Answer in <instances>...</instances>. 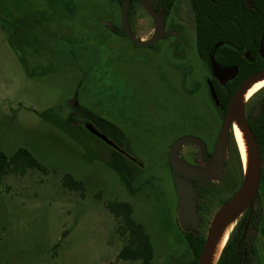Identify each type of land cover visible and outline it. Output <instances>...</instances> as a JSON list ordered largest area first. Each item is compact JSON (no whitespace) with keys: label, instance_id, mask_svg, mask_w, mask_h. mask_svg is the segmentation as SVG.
Instances as JSON below:
<instances>
[{"label":"rangeland","instance_id":"374dc122","mask_svg":"<svg viewBox=\"0 0 264 264\" xmlns=\"http://www.w3.org/2000/svg\"><path fill=\"white\" fill-rule=\"evenodd\" d=\"M156 1L148 0L154 10ZM159 15L164 38L141 48L110 29L122 25L112 0H0V150L13 157L27 149L48 170L11 174L0 185V264H142L118 261L122 242L111 202L132 204L154 247V264H172L187 250L176 185L190 179L174 175L171 151L198 129L219 135L222 119L206 82L211 72L197 55L190 1ZM128 24L145 42L157 33L141 4ZM263 109L261 92L245 111L248 117ZM74 111L84 128L92 124L124 154L77 125L72 137L41 116L62 120ZM230 134L222 179L235 191L244 167ZM112 160L137 170L130 187L109 166ZM67 174L84 184V193L64 186ZM257 253L264 264V237Z\"/></svg>","mask_w":264,"mask_h":264},{"label":"trees","instance_id":"16d2710c","mask_svg":"<svg viewBox=\"0 0 264 264\" xmlns=\"http://www.w3.org/2000/svg\"><path fill=\"white\" fill-rule=\"evenodd\" d=\"M179 0H157L155 4L156 13L160 14L162 11L168 17L172 8ZM193 12V19L196 28V51L198 57L210 67V57L216 55V46L219 41L218 36V12L219 6L222 4L224 10L230 14L237 11L239 17L237 19V36L238 39L242 38L248 40L253 45L259 42L260 36L264 29V0H248L250 6L245 0H189ZM125 0H112L115 5V10L123 12V5ZM137 4H141V0H129V21L133 15ZM130 27V26H129ZM131 28V27H130ZM112 32L118 36L125 35L121 26L112 24ZM230 29V25H229ZM231 30L226 32L223 41L225 44L234 45V37ZM231 46L229 47V49ZM214 89L218 96L220 106L216 107L219 111L223 112L225 117L229 104L240 87V83L232 82L225 86L219 85L216 81L213 82ZM79 110H83L78 107ZM85 117L91 118L99 126H104L106 123L101 121L98 117L92 115L88 111H79ZM45 113L42 117L48 119L53 125L61 129L63 132L70 136L77 133L75 125L79 126L80 130L84 133L91 135V133L84 128L83 124L77 120L78 113L76 111L62 120L56 119L53 115ZM255 114V116H254ZM254 117V118H253ZM253 119L255 121L253 122ZM249 125L254 132L260 149L264 145V110L253 111L248 115ZM116 130L121 133L116 127L111 126V130ZM122 136V133H121ZM97 138V137H96ZM102 142V141H100ZM103 143V142H102ZM107 146L105 143H103ZM108 147V146H107ZM112 150L113 154L121 155L119 152L108 147ZM109 166L120 176L124 185L130 187V179H135L133 174L137 172L136 169L128 167L126 163L118 165L117 161L112 160ZM35 170L41 173H48V170L32 155L27 149H19L13 157L7 156L0 150V185L4 179L11 174L25 175L28 171ZM138 176V172L136 173ZM136 176V177H137ZM64 186L78 193L85 192L84 184L77 181L72 175L67 174L64 177ZM107 209L116 221V231L122 242V249L118 255V261L124 262H141L142 264H154V247L150 240L149 235L145 231L142 224L138 223L134 218V208L132 204L127 202H111L107 205ZM235 232L232 233L226 247L224 248L218 264H242V252L246 250L244 241L241 246H238L239 239ZM197 255V259H198Z\"/></svg>","mask_w":264,"mask_h":264},{"label":"flooded vegetation","instance_id":"af4514ba","mask_svg":"<svg viewBox=\"0 0 264 264\" xmlns=\"http://www.w3.org/2000/svg\"><path fill=\"white\" fill-rule=\"evenodd\" d=\"M238 17L239 15L237 11H233L228 14V12L224 10V6L220 4L218 12L219 41L216 46L218 48L216 50L217 57L215 58V61L223 71L229 72L230 75L224 76L222 80L218 79L214 76L210 64V67L208 68L211 72V77L206 78L208 86L210 83L213 85L214 81H216L221 86H225L232 82L240 83L241 86L248 80L255 77L261 80L264 79V29L258 43L255 42L252 45L244 38L239 40L237 31H235ZM229 30L234 32L232 33L234 37V45H230V49L229 44L226 45L223 41L226 32ZM231 75L235 76L231 78ZM223 81L226 84L222 83ZM261 92H264V89H262L259 93ZM219 115L222 119V128L219 135H216L211 128H206L204 130L198 129V133L185 137L200 140L202 145L191 142L193 145L192 148L187 147V144L180 148V150L184 148L183 153H180L179 150V158L184 165L192 168L202 169H205L211 165L216 155L217 146L223 131L224 120L226 117L223 116L222 111H219ZM254 121L255 119H253V122ZM230 140L231 134L229 135V143ZM115 150L122 155L124 154V151L120 150L119 148ZM259 150L261 156V174L258 192L246 207L244 213L240 217L237 227L234 230L237 236L239 232H241L237 241L238 246H241L244 241L246 242V250H244L241 254L243 260L242 264H258V260L260 258L258 257L257 253V244L259 242V238L264 237V145L261 149L259 146ZM170 167L172 168L173 172H175L174 175L178 174L174 170L171 163ZM224 171L225 163L223 165L222 175L217 180L208 178L206 176L200 178L187 177L190 179L189 184L195 193L193 200L194 213L197 217V223L194 225L191 221L185 222L182 220L181 208L179 204V208L177 209L178 226L184 237L188 251L183 250L184 252L176 255L172 259V264L200 263V258L205 248L210 228L215 216L222 207L232 201L243 185L244 179L242 176L240 185L237 187V189H235V191H232L230 189V181L229 183L228 181L223 182L222 178L224 177ZM197 255H199L198 259ZM262 256L263 257L261 259L264 260V253Z\"/></svg>","mask_w":264,"mask_h":264},{"label":"water","instance_id":"95a60500","mask_svg":"<svg viewBox=\"0 0 264 264\" xmlns=\"http://www.w3.org/2000/svg\"><path fill=\"white\" fill-rule=\"evenodd\" d=\"M245 1L250 6L249 1ZM141 2L146 12L151 17L156 26L157 33L155 37L150 41L145 42L137 39L134 33L131 31L128 24L129 0H125L123 5L122 29L128 39L135 46L141 48H148L154 46L164 38L166 33V24L164 20L160 17V15L156 13V11L150 6L148 0H141ZM217 48L218 47H216L215 50H217ZM210 64L214 76L218 79L222 80L224 76L230 75L229 72L223 71L218 66L213 55L210 57ZM234 76L235 75H231V78H233ZM258 81H261V79L257 77L248 80L247 82L242 84L234 94L229 104L227 114L224 120L223 131L219 139L216 155L210 166L205 169L192 168L187 165H184L180 161L179 150L182 146L191 142L202 145V142L195 138H185L180 140L171 151V164L174 170L179 175L190 178H200L206 176L208 178L217 180L222 175L223 165L227 159L229 135L232 132L235 122H239V124L243 128L251 148L250 165L248 171L243 173V185L239 192L236 194V196L232 199V201L222 207L215 216L199 264H210L213 250L220 235L228 225L238 221L250 201L256 196L258 192L261 174L260 150L255 134L249 125L246 111L244 108H242L241 105V97ZM222 83L226 84L224 81ZM209 90L214 103L219 107L220 102L218 100L216 91L211 83L209 84ZM86 129L92 135L104 142L107 146L114 149L118 148L108 137L98 131L92 124L87 123ZM176 187L180 197L181 218L183 221H191L195 225L197 223V217L194 213L193 200L195 193L191 188L190 184L186 181L177 182Z\"/></svg>","mask_w":264,"mask_h":264},{"label":"bare ground","instance_id":"6f19581e","mask_svg":"<svg viewBox=\"0 0 264 264\" xmlns=\"http://www.w3.org/2000/svg\"><path fill=\"white\" fill-rule=\"evenodd\" d=\"M262 89H264V79L255 83L246 93H244V95L241 97L242 108L246 109L250 100L253 97H255ZM232 132L242 157L241 162H243L242 163V168L244 167L243 172H247L249 169L250 156H251V148L249 145V141L239 122H235ZM234 227H235V223L228 225L220 235L216 243V246L213 250L210 264H218L222 252L226 247L230 239V236L234 230Z\"/></svg>","mask_w":264,"mask_h":264}]
</instances>
